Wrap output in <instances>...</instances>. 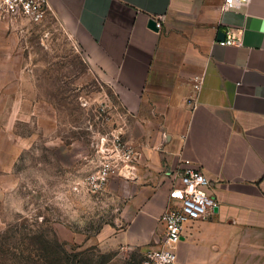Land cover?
I'll return each mask as SVG.
<instances>
[{
  "label": "crops",
  "instance_id": "crops-1",
  "mask_svg": "<svg viewBox=\"0 0 264 264\" xmlns=\"http://www.w3.org/2000/svg\"><path fill=\"white\" fill-rule=\"evenodd\" d=\"M49 3L140 128L131 140L141 156L138 177L126 180L131 192L95 242L143 257L157 248L159 217L171 201L169 171L190 160L213 182L218 210L187 225L180 263L264 264V0L240 11H224V0ZM153 17L162 18V28L149 26ZM229 29L242 45L220 44L219 32ZM23 58L0 17V127L7 129L3 142L12 144L0 159H16L30 146L14 128L42 103L33 98ZM196 76L203 77L199 91Z\"/></svg>",
  "mask_w": 264,
  "mask_h": 264
},
{
  "label": "rangeland",
  "instance_id": "rangeland-1",
  "mask_svg": "<svg viewBox=\"0 0 264 264\" xmlns=\"http://www.w3.org/2000/svg\"><path fill=\"white\" fill-rule=\"evenodd\" d=\"M0 17L32 74L33 98L42 100L31 119L14 128L30 138V146L16 159H0V264H138L143 254L125 255L95 242L104 225H114L131 192L128 179H114L115 188L111 181L95 196L77 194L72 186L94 168L102 137L120 133L136 146L131 140L139 126L53 14L41 23L3 12ZM6 130L0 127V151L12 149L3 142Z\"/></svg>",
  "mask_w": 264,
  "mask_h": 264
},
{
  "label": "built area",
  "instance_id": "built-area-1",
  "mask_svg": "<svg viewBox=\"0 0 264 264\" xmlns=\"http://www.w3.org/2000/svg\"><path fill=\"white\" fill-rule=\"evenodd\" d=\"M251 0H224V11L243 10ZM0 11L6 15L26 18L35 23L43 22L52 15L49 0H0ZM157 27L162 28L160 20L155 18ZM242 37L233 29H229L223 46L242 45ZM241 81L237 82L239 85ZM203 84V77L193 79V87L199 91ZM120 133L102 137L96 153L94 168L72 186L75 193L86 192L97 195L105 192L108 184L115 178L135 180L140 161L137 147L125 141ZM183 162V161H182ZM186 167H179L173 175L171 201L159 221L163 232L157 248L147 251L138 264H181L178 247L185 234L186 227L195 220L209 218L215 213L218 201L214 195L213 182L208 179L203 171L192 165L190 160H184Z\"/></svg>",
  "mask_w": 264,
  "mask_h": 264
},
{
  "label": "water",
  "instance_id": "water-1",
  "mask_svg": "<svg viewBox=\"0 0 264 264\" xmlns=\"http://www.w3.org/2000/svg\"><path fill=\"white\" fill-rule=\"evenodd\" d=\"M149 26L154 28V29L158 28L157 27V21H156V19L154 17L150 19ZM218 36H219V39H223L224 40L226 38V33L224 31H220ZM215 210L217 211L218 207H216Z\"/></svg>",
  "mask_w": 264,
  "mask_h": 264
}]
</instances>
